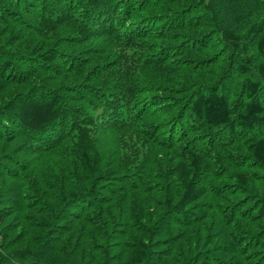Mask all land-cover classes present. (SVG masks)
<instances>
[{
    "label": "trees",
    "instance_id": "16d2710c",
    "mask_svg": "<svg viewBox=\"0 0 264 264\" xmlns=\"http://www.w3.org/2000/svg\"><path fill=\"white\" fill-rule=\"evenodd\" d=\"M0 264H264V0H0Z\"/></svg>",
    "mask_w": 264,
    "mask_h": 264
}]
</instances>
